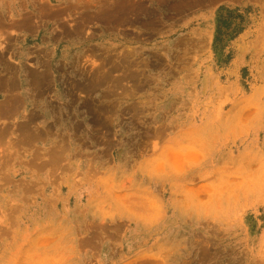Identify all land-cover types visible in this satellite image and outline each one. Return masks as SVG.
Here are the masks:
<instances>
[{
	"label": "rangeland",
	"instance_id": "rangeland-1",
	"mask_svg": "<svg viewBox=\"0 0 264 264\" xmlns=\"http://www.w3.org/2000/svg\"><path fill=\"white\" fill-rule=\"evenodd\" d=\"M0 264H264V0H0Z\"/></svg>",
	"mask_w": 264,
	"mask_h": 264
},
{
	"label": "trees",
	"instance_id": "trees-1",
	"mask_svg": "<svg viewBox=\"0 0 264 264\" xmlns=\"http://www.w3.org/2000/svg\"><path fill=\"white\" fill-rule=\"evenodd\" d=\"M233 12L229 11L228 12V16L232 15ZM230 18V17H229ZM231 25L227 24V22L225 20H223L222 18L220 19V25H219V29L217 32V38H216V42L219 43L222 40V36H224V34H226L227 31H229L231 29Z\"/></svg>",
	"mask_w": 264,
	"mask_h": 264
}]
</instances>
